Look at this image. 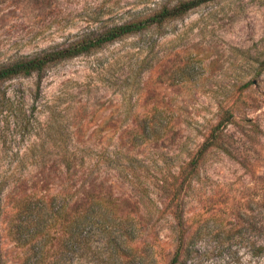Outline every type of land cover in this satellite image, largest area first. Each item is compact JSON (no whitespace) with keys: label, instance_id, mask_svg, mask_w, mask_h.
<instances>
[{"label":"rangeland","instance_id":"374dc122","mask_svg":"<svg viewBox=\"0 0 264 264\" xmlns=\"http://www.w3.org/2000/svg\"><path fill=\"white\" fill-rule=\"evenodd\" d=\"M179 1L0 0V65ZM195 1L40 77L0 81L6 264L18 253L7 234L18 200L66 191L75 207L89 184L133 217L135 249L154 264L174 250L180 211L188 232L264 228V0ZM220 244L200 264H264V234Z\"/></svg>","mask_w":264,"mask_h":264},{"label":"trees","instance_id":"16d2710c","mask_svg":"<svg viewBox=\"0 0 264 264\" xmlns=\"http://www.w3.org/2000/svg\"><path fill=\"white\" fill-rule=\"evenodd\" d=\"M197 4L195 0L179 1L175 5H162L146 15L103 29H87L69 43L0 65V81L32 74L40 77L53 64L88 53L150 25H158L167 19L179 17ZM187 178L184 170L180 169L170 183L172 186L176 185L171 196V201L176 206L179 203V191ZM88 186L91 191L96 190V185ZM91 191L87 190L84 201L75 207L67 206L68 202L64 197L66 191H59L46 200L34 195L18 200L10 228L7 230L13 247L18 249L14 263L154 264L135 249L138 234H134L139 230L136 229L133 217L116 214L112 205L102 196L101 190L96 193ZM175 217L176 243L167 264H200L204 258H209L214 250L221 247L219 243L230 249L234 239L264 234V228H197L188 232L187 228H183L181 211ZM199 241L202 242L200 245ZM252 246H255L254 241ZM263 248L264 245H258L255 250L261 251ZM0 264H6L1 242Z\"/></svg>","mask_w":264,"mask_h":264}]
</instances>
